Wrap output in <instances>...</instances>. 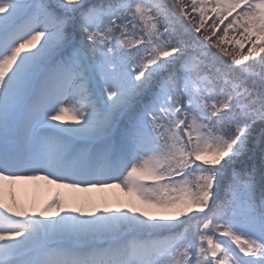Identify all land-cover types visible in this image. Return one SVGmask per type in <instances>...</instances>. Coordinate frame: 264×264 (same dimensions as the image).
Returning <instances> with one entry per match:
<instances>
[{
    "label": "snow or ice",
    "instance_id": "6c2138e0",
    "mask_svg": "<svg viewBox=\"0 0 264 264\" xmlns=\"http://www.w3.org/2000/svg\"><path fill=\"white\" fill-rule=\"evenodd\" d=\"M0 264H264V0H0Z\"/></svg>",
    "mask_w": 264,
    "mask_h": 264
},
{
    "label": "rangeland",
    "instance_id": "374dc122",
    "mask_svg": "<svg viewBox=\"0 0 264 264\" xmlns=\"http://www.w3.org/2000/svg\"><path fill=\"white\" fill-rule=\"evenodd\" d=\"M60 191L66 198L71 199L73 197L82 196L88 198L91 203H94L98 206H103L104 203L114 205L117 202V199H119L120 201L126 200L123 192H121L119 189H111L105 192L93 191L88 193H73L67 189H62ZM25 194L29 198H32L34 196L38 201H43L49 195L46 187L43 185L39 188L35 187L34 185H25L23 186L21 195L23 196Z\"/></svg>",
    "mask_w": 264,
    "mask_h": 264
},
{
    "label": "trees",
    "instance_id": "16d2710c",
    "mask_svg": "<svg viewBox=\"0 0 264 264\" xmlns=\"http://www.w3.org/2000/svg\"><path fill=\"white\" fill-rule=\"evenodd\" d=\"M211 23V21H209V24ZM227 23V21H225V24ZM223 28V25L221 26V29Z\"/></svg>",
    "mask_w": 264,
    "mask_h": 264
}]
</instances>
